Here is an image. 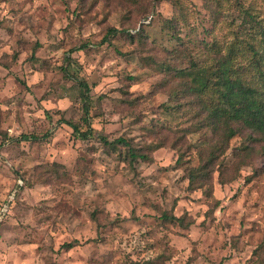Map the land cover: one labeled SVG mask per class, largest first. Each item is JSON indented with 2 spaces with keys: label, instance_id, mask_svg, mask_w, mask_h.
I'll use <instances>...</instances> for the list:
<instances>
[{
  "label": "rangeland",
  "instance_id": "rangeland-1",
  "mask_svg": "<svg viewBox=\"0 0 264 264\" xmlns=\"http://www.w3.org/2000/svg\"><path fill=\"white\" fill-rule=\"evenodd\" d=\"M243 7L264 20V0H0V264H264V140L223 143L186 86L230 53L249 70Z\"/></svg>",
  "mask_w": 264,
  "mask_h": 264
},
{
  "label": "trees",
  "instance_id": "trees-1",
  "mask_svg": "<svg viewBox=\"0 0 264 264\" xmlns=\"http://www.w3.org/2000/svg\"><path fill=\"white\" fill-rule=\"evenodd\" d=\"M241 12L253 23L251 27L245 28L248 31V38L241 40L251 54L249 70L239 65L235 57L232 58L233 53H230L216 58L214 63L207 67H201V70L194 74L193 81L186 83L189 92L201 102L199 114L205 113L206 123L220 130L223 143L235 134V128L238 125L251 129L264 140V20L259 14L252 12L251 8L243 7ZM111 32L116 33L117 29H111ZM105 41H109V37H104L103 42ZM195 65L197 63L192 64V66ZM180 72L182 76L191 74L185 73L187 71ZM79 84L87 85L85 81H80ZM83 121L86 129H81L71 121L66 123L79 137L88 138L93 134L94 127L91 124L87 103H85ZM94 133V136L105 145L115 143L120 147H127L131 163H136L140 159L154 160L149 154L132 149L124 137L110 141L104 134H99V131ZM155 148L157 147L153 150ZM195 177L193 171H190L191 182ZM170 217L179 220V217L175 215Z\"/></svg>",
  "mask_w": 264,
  "mask_h": 264
}]
</instances>
